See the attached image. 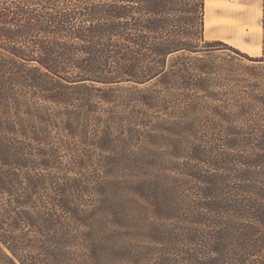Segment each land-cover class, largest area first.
<instances>
[{"label": "trees", "instance_id": "16d2710c", "mask_svg": "<svg viewBox=\"0 0 264 264\" xmlns=\"http://www.w3.org/2000/svg\"><path fill=\"white\" fill-rule=\"evenodd\" d=\"M204 15L205 0H0V264H264V171L245 162L239 184L213 135L187 137L201 113L264 134V55L206 40ZM220 47L251 62L255 97L199 107ZM155 131L177 158L152 174ZM124 133L141 140L122 194L107 168L129 161Z\"/></svg>", "mask_w": 264, "mask_h": 264}, {"label": "rangeland", "instance_id": "374dc122", "mask_svg": "<svg viewBox=\"0 0 264 264\" xmlns=\"http://www.w3.org/2000/svg\"><path fill=\"white\" fill-rule=\"evenodd\" d=\"M217 1L219 3H225L227 6L231 7V10L234 11L235 10L242 11L245 10L247 7L244 3L238 2L237 0H217ZM220 13H223V11L217 10L215 12L216 16L219 17L220 20L226 21L227 24L224 25L220 24L216 26L214 29H212L210 32H207V34H205L206 40H218V39H214V37L220 36L222 34L223 26L227 28V26H229L230 23L235 25L236 22L233 18L235 17L234 15L233 17H231L228 14V11H226L224 14H220ZM231 20L233 22H230ZM239 29L242 32H244V26H239ZM221 41L227 43L228 45L233 46L232 43L228 41H224V40ZM240 51L244 52L242 50ZM249 56H254V55H249ZM259 56L262 55H256L254 57H259ZM207 59H211L209 60L211 61V67L212 69L213 68L215 69H213L212 72L208 74L209 84L207 86V91L206 92L200 91L198 93V96L200 95V98L198 96L192 95L193 99L196 98V102L200 105L199 107H204L206 104L222 106L224 104L240 103V102L243 103L246 101H252L251 99H254L255 97L254 86L252 85V81L250 80L251 70L248 69L250 75L244 74L245 73L244 66L250 64L251 63L250 61H248L245 58H241L240 56L235 54L232 50L222 47L218 49L209 50ZM242 75H245L249 79L245 82H242L243 81L241 80ZM244 84H247L253 92L247 86L245 88L243 86ZM243 91H247L248 93ZM98 106L100 108H103L105 107V104H99ZM217 109H222V107L215 108L214 112H216ZM198 116L200 117L203 130L199 129L198 132L197 127L190 125V131L187 133L188 140H194V134L196 135L206 134V136L203 137L204 140H202L203 141L202 146L205 147L206 145H208V141H211V139H209L210 135H213L215 142H217L219 145L223 146V148L231 152V155L228 156L229 158L225 160L223 163H225L227 166H232L236 163L237 167L235 166L234 167L236 169V172L239 173L237 178L235 179L237 183L239 184L245 183L244 180L246 178L252 180V175H250V172H248L247 170L248 168L247 166H245L246 164H244L245 162L246 163L250 162L251 164L253 161L258 165H260V168H255V169L264 171V151H258L256 148V141L261 140L263 142L264 134L261 135L259 132L255 133L253 131L252 121H246L243 122V124H239V125L236 124L235 126H241V129H238L235 128L234 122H233V126H227V122H225L222 119H219V116H218V120H216V116L209 117V114L208 117H206L205 113L198 114ZM256 124H260V123L256 122ZM257 129H261L264 131V123L262 124V126L257 127ZM166 134L167 133H165L164 131L163 132L155 131L152 137L149 136L144 141L145 144L151 143V147L153 149H158L160 152V154L157 153L158 156H157V160L155 161L157 165L152 164L150 168L146 169L148 170V172L152 174L162 172L163 170L167 169L168 166H172V162L174 161V159L177 158L172 154L174 151L171 149V146L168 144L170 138H167L165 136ZM112 138H115L117 140V143L115 144V152L116 151L121 152L119 158L120 159L125 158L128 159L129 161L121 162L120 160V161H116L115 164L111 162V164H109L107 168V171H109V175L107 179L108 181L111 182L112 181L111 178L114 177L117 180L121 181L125 188L123 190V188L121 187L119 192L125 194L130 187L128 178L130 177L131 174L135 173L134 169L130 170V167L127 166V163L129 165L132 164V162H130L131 159L133 160L134 158L132 154L133 153L132 150L138 148V143L141 140V136L124 133V134H113ZM258 153L260 155H258ZM104 155L106 156V154ZM159 156L161 157L160 159ZM88 198L89 196L86 195L85 199Z\"/></svg>", "mask_w": 264, "mask_h": 264}, {"label": "crops", "instance_id": "0c3cea01", "mask_svg": "<svg viewBox=\"0 0 264 264\" xmlns=\"http://www.w3.org/2000/svg\"><path fill=\"white\" fill-rule=\"evenodd\" d=\"M212 2L209 7V16L214 19L215 23L206 26V3L204 15V28L205 34L210 32L218 25L227 24L226 21L220 20L216 16L217 10L223 11L235 17V25L229 24L227 28L222 27V34L214 37V39L224 40L232 43V45L240 50L248 53L249 55H263L264 54V0H237L244 3L247 7L245 10H231V7L225 3H219L217 0H206ZM205 1V2H206ZM235 12V13H234ZM234 13V14H233ZM230 22H233L232 20ZM239 26H244V32L239 29ZM221 30V29H220ZM244 47V48H243Z\"/></svg>", "mask_w": 264, "mask_h": 264}, {"label": "bare ground", "instance_id": "6f19581e", "mask_svg": "<svg viewBox=\"0 0 264 264\" xmlns=\"http://www.w3.org/2000/svg\"><path fill=\"white\" fill-rule=\"evenodd\" d=\"M206 1V0H205ZM206 26L208 27L212 23H214L213 19L209 16V7L212 5V2L206 1Z\"/></svg>", "mask_w": 264, "mask_h": 264}]
</instances>
